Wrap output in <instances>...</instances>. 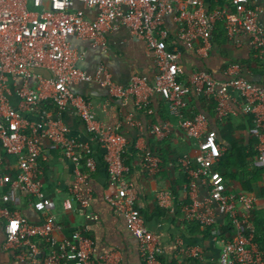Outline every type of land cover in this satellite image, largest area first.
Returning <instances> with one entry per match:
<instances>
[{"label": "built area", "instance_id": "obj_1", "mask_svg": "<svg viewBox=\"0 0 264 264\" xmlns=\"http://www.w3.org/2000/svg\"><path fill=\"white\" fill-rule=\"evenodd\" d=\"M260 11L253 0H224L212 8H207L205 0H0V144L5 153L16 157V163L0 176V200L14 201L22 191L41 214L36 222L0 203V218L6 220L3 247L15 249L22 264H116L113 255L95 256L96 242L88 225L77 228L62 243L54 236L61 225L45 190L41 140L58 146L74 165L76 186L73 199L66 201L67 208H74V202L83 208L91 206L93 189L89 180L98 169L91 143L69 135L64 113L71 109L106 150L107 170L118 187L109 200L138 238L143 264H163L162 245L148 226L137 204V190L129 181L126 135L118 126L100 122L91 101L72 89L89 81L107 88L113 96L133 97L140 110H145L157 95L167 101L178 126L199 148L196 155L184 153L180 157L188 178V200L180 219L211 228L220 247L218 264H264V252L255 241L257 227L251 218L257 194L229 187L226 177L215 168L222 150L207 116L187 112L189 98L195 92L213 98L218 115L225 118L233 112L228 106L229 91H240L245 112L253 115L257 159L264 171V86L242 75L237 63L229 65L224 80L204 69L188 73L181 63L182 52L168 48L171 31L166 24V18L172 17L178 25V37L202 55L211 52L219 22H224L229 37L249 33L251 45L264 51ZM123 25L129 27L133 37L145 40L155 55L159 73L154 80L137 75L125 85L116 81L105 65L95 73L79 66L83 53L71 37L91 40L107 50L108 34ZM43 69L50 74L41 72ZM14 96L18 106L12 102ZM151 131L159 139L165 138L175 131V122L155 123ZM142 163L150 176L159 175L164 168L161 155L148 148L142 152ZM157 198L162 208L172 214L178 212L171 189L161 187ZM89 216L91 220L97 218L92 212ZM223 226L232 230V237H224ZM181 250L186 251L183 247Z\"/></svg>", "mask_w": 264, "mask_h": 264}, {"label": "crops", "instance_id": "obj_2", "mask_svg": "<svg viewBox=\"0 0 264 264\" xmlns=\"http://www.w3.org/2000/svg\"><path fill=\"white\" fill-rule=\"evenodd\" d=\"M216 2L217 0H205L207 8H212ZM253 3L261 8L260 20L264 26V0H253ZM166 24L171 31L168 48L179 49L182 52L181 63L188 73L204 69L218 79L224 80L228 77L229 65L237 63L241 66L242 75L264 86V51L251 45L249 33L229 37L226 35L225 27L221 25L214 32L211 52L202 55L195 48H188L178 37V25L172 17L166 18ZM71 41L83 53L78 62L79 66L90 73H95L101 65H105L114 79L125 85L130 84L137 75H147L152 81L159 73L157 59L148 50L146 41L133 37L126 25L108 34L107 50L94 45L88 39L73 36ZM41 72L50 74L44 69ZM72 89L91 101L100 122L106 126H118L126 135L129 160L132 164L129 181L137 190V204L148 226L158 236L162 245L163 264H218L220 247L212 235L211 228L180 219L181 209L188 200V180L184 175L180 157L184 153L196 155L199 148L178 126L177 117L175 116V121L171 119L167 101L161 95H157L153 97L148 109L140 110L133 97L122 99L113 96L107 88L94 82L83 81L73 85ZM211 99L213 98L200 96L194 92L189 98L187 112L189 114L203 112L207 116L210 129L217 134L222 150L221 157L231 154L234 144L247 147L250 156L246 166L244 169L234 168L236 177L227 175L226 179L231 189L253 191L257 194L259 199L251 218L259 231L260 226L264 227V181L263 177L252 181L254 167H261L256 153L257 139L252 132L253 115L245 112L246 103L241 92L236 89L229 91L228 106L233 112L225 118L217 113L212 115L208 111L212 108L208 102ZM12 102L18 106L17 97L14 96ZM64 119L71 137L91 143L98 169L91 174L89 180L93 189L91 206L83 208L74 202V208H67L66 201L73 199V189L76 186L74 165L58 146L50 140H41L43 156L40 162L45 190L61 225L54 231L55 238L62 243L72 237L77 228L88 225L96 242V257L110 254L114 256L116 264H143L138 238L125 217L115 211L109 200L110 196L117 192L118 187L110 179L104 159L105 148L92 138L82 118L73 110L65 111ZM167 120L175 122V131L159 139L152 133L151 127L155 123ZM145 148L160 150L165 156L164 168L157 176H150L143 167L142 152ZM0 155L1 176L9 166L16 163V157L6 155L2 148ZM161 187L171 189L175 193L178 206L176 214L159 205L157 195ZM2 192L0 189V196ZM0 203L8 205L13 211L20 212L33 221L41 220V214L31 204L29 195L22 191H18L14 201L0 200ZM90 212L97 216L95 220L90 219ZM5 222V219L0 218V264H22L15 249L6 250L3 247L6 240ZM223 231L224 237H232L231 229L223 226ZM182 247L186 251H182ZM37 261L40 262L39 259Z\"/></svg>", "mask_w": 264, "mask_h": 264}, {"label": "trees", "instance_id": "obj_3", "mask_svg": "<svg viewBox=\"0 0 264 264\" xmlns=\"http://www.w3.org/2000/svg\"><path fill=\"white\" fill-rule=\"evenodd\" d=\"M222 1H224V0H220L219 2L214 3L212 5V7L217 6ZM221 25L225 27L224 22H219L218 27H220ZM218 27H217V29H218ZM217 29H216V31H217ZM225 32H226V35H228L226 27H225ZM208 102L212 105V108H209L208 111H210V113L212 115H214L216 113L218 114L217 102L214 99H211V101H208ZM146 109H148V107ZM170 115L172 116L171 119L173 121H175V115H173L171 112H170ZM0 148H2L1 144H0ZM152 150H154L156 153L161 155V157L163 158V161L165 163L166 159H165L164 154L160 150H156V149H152ZM5 154L9 155L7 153H5ZM125 156H126V162L132 167V164H131V162L129 160V156H130L129 155V149H127V152H126ZM249 156H250V153L247 151V147L246 146H243V145H240V144H234L232 146V148H231V154H227L224 157H221L219 159V161L216 163L215 168L217 170H219L225 177L227 175L236 177V174H234V172H233L234 168L244 169V167L246 166V163H247V160H248ZM183 172H184V170H183ZM263 172L264 171H263L262 167L255 166L254 167V171H253V179H252V181H256V180L261 179V177H263ZM184 175L187 178V174L185 173ZM187 180H188V178H187ZM255 241L258 244L259 248L264 252V227L263 226H260V230L259 231H258V228H257Z\"/></svg>", "mask_w": 264, "mask_h": 264}]
</instances>
